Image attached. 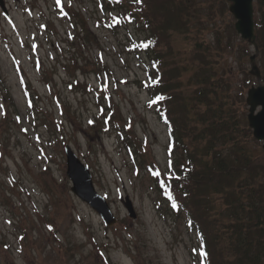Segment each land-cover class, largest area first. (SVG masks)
<instances>
[{
    "label": "rangeland",
    "instance_id": "obj_1",
    "mask_svg": "<svg viewBox=\"0 0 264 264\" xmlns=\"http://www.w3.org/2000/svg\"><path fill=\"white\" fill-rule=\"evenodd\" d=\"M5 1L11 18L0 14V264H201L200 233L166 209L173 205L147 168L154 161L168 170L179 151L168 147L169 126L143 84L149 55L135 44L146 26L125 15L124 2ZM220 4L200 0L194 27L214 42L216 67L247 118V89L260 81L251 73L255 51L237 32L229 2L226 11ZM106 93L139 147H126L127 128L120 126L123 138L113 123L99 122ZM244 140L255 154L264 152L262 140ZM67 144L118 216L112 225L72 191ZM127 195L137 217L121 201Z\"/></svg>",
    "mask_w": 264,
    "mask_h": 264
},
{
    "label": "trees",
    "instance_id": "obj_2",
    "mask_svg": "<svg viewBox=\"0 0 264 264\" xmlns=\"http://www.w3.org/2000/svg\"><path fill=\"white\" fill-rule=\"evenodd\" d=\"M114 1L124 2L125 15L137 17L148 30L135 44L149 55V78L143 84L157 114L169 126L168 147L179 151L164 172L154 161L147 164L159 194L164 192L173 205L171 209L165 204L166 209L176 216L184 214L200 233L201 264H264V152L255 154L244 140L256 138L246 115L238 112L242 98L234 97L224 69L220 67V72L216 67L214 42L195 30L200 0L99 3L109 7ZM218 1L226 11L227 1ZM253 3L264 82V0ZM190 38L194 44L188 47ZM216 41L221 42V37ZM187 71L191 74L185 82ZM103 96L99 122L103 127L113 123L123 138L120 126L127 128L126 147H139L130 125L118 124L113 96ZM257 193L259 201L254 200Z\"/></svg>",
    "mask_w": 264,
    "mask_h": 264
},
{
    "label": "water",
    "instance_id": "obj_3",
    "mask_svg": "<svg viewBox=\"0 0 264 264\" xmlns=\"http://www.w3.org/2000/svg\"><path fill=\"white\" fill-rule=\"evenodd\" d=\"M230 2L229 10L236 18L234 26L240 36L250 41L258 50L255 34V14H254V0H228ZM3 9L6 11V5L0 0ZM257 52L251 57V73L256 77L261 78V68H259L256 57ZM246 101L249 104L248 122L252 127V132L256 139L262 140L264 147V83L260 82L257 85H252L247 89ZM67 170L66 173L73 184L71 189L82 200L87 202L98 212L99 215L107 222L112 223L118 220L114 214L111 204L107 198L99 193L93 183V173L90 166L85 164L81 158L73 151L72 147L67 144L65 147ZM121 201L125 204L128 214L131 217H137L135 205L127 195L122 196Z\"/></svg>",
    "mask_w": 264,
    "mask_h": 264
}]
</instances>
